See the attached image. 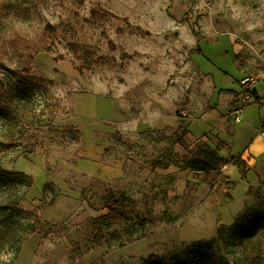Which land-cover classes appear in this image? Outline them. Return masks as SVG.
<instances>
[{
    "label": "rangeland",
    "instance_id": "obj_1",
    "mask_svg": "<svg viewBox=\"0 0 264 264\" xmlns=\"http://www.w3.org/2000/svg\"><path fill=\"white\" fill-rule=\"evenodd\" d=\"M94 7L111 18L94 23ZM71 43L109 61L87 68ZM246 78L264 94V0H0V90L38 112L12 137L0 111V162L33 178L20 220L39 230L0 264H170L209 240L231 264L264 256V229L243 231L264 217V149L245 176L187 165L260 133L223 107ZM120 194L137 225L97 244L92 219Z\"/></svg>",
    "mask_w": 264,
    "mask_h": 264
},
{
    "label": "trees",
    "instance_id": "obj_2",
    "mask_svg": "<svg viewBox=\"0 0 264 264\" xmlns=\"http://www.w3.org/2000/svg\"><path fill=\"white\" fill-rule=\"evenodd\" d=\"M82 2V0H81ZM112 13L101 7H94L91 10V20L100 24L111 18ZM120 33H124L125 29L120 28ZM111 49L116 50L112 42ZM70 49L77 54L83 61L85 67L92 65H104L109 59L99 57L95 59L87 49L81 51L82 45L71 43ZM128 57H130L128 55ZM112 60V59H111ZM90 64V65H89ZM84 65V64H83ZM88 65V66H87ZM2 87L4 84L2 83ZM253 82L247 84L246 92L251 93ZM5 88V87H4ZM254 97L256 94H252ZM22 92L13 93L11 90H0V111L8 119L13 127L12 137L16 136V130L22 132V122L31 114L37 115V109L34 107L35 102L26 99ZM259 100V98H258ZM233 163L240 166L243 176L246 175L248 167L247 162L242 156L236 155L230 158L222 157L217 150L204 148L196 156L188 159L187 165L201 172H211L220 165V163ZM33 186V178L22 171H12L4 169L0 162V261L2 254L12 249L14 255H17L21 248L22 241L29 235L38 232L36 224H23L20 220L21 214L24 212L21 203L25 200L30 189ZM129 207H135V200L126 194L111 196L106 202V213L100 217L93 218L91 225L94 230V239L97 244L102 243L106 239V231L111 229L117 223H124L127 227L136 226V219L128 211ZM235 228L236 225L234 224ZM226 225L219 226L216 238L222 240L225 236L224 230ZM251 228L253 235L264 229V217L259 220H253V224H244L243 231ZM130 232L133 230H129ZM240 231V230H239ZM170 264H231L221 251H216L214 241L209 240L193 244L188 248L184 257ZM251 264H264V256L258 253L252 258Z\"/></svg>",
    "mask_w": 264,
    "mask_h": 264
},
{
    "label": "crops",
    "instance_id": "obj_3",
    "mask_svg": "<svg viewBox=\"0 0 264 264\" xmlns=\"http://www.w3.org/2000/svg\"><path fill=\"white\" fill-rule=\"evenodd\" d=\"M259 82H261V81H259ZM257 84H258V82H254L253 86L251 88V94H256V96L253 97V99L251 100V102L254 101V104L253 103H248L247 107L245 108L243 117H242L240 122L246 123V124L249 123V125L256 126L257 130H260V128H261V126H262V124L264 122V94H260L256 90V85ZM241 89L242 88L240 86L238 87V89L234 88L233 91H235V93H232L230 98L226 97L225 103L223 105V107L226 110H227V108H229L231 110L235 109L236 107H238L242 103L243 92H242ZM258 98H259V100H258ZM227 99H230V100H228V102L226 103ZM252 104H253V106H252ZM224 123H227V126L230 127V124L228 122H224ZM227 131H230L232 134H234L235 133L234 132L235 128L232 127V129H229ZM259 134H257V137L255 136V138H253L251 140V142L246 147V149L240 153V155L247 162V164L248 163L252 164V162L254 160L256 161V155L255 154L258 153L257 150L259 148H262L261 151H263V149H264V145H263V147H261V142H260L261 139L264 137V134H262L261 132ZM223 140L226 141V139H223ZM258 155H260V154H258Z\"/></svg>",
    "mask_w": 264,
    "mask_h": 264
},
{
    "label": "built area",
    "instance_id": "obj_4",
    "mask_svg": "<svg viewBox=\"0 0 264 264\" xmlns=\"http://www.w3.org/2000/svg\"><path fill=\"white\" fill-rule=\"evenodd\" d=\"M249 82H250L249 78L242 80V85L244 87V89H243V100H242V103L233 110V117H234V120L236 122L241 121L243 114H244V111H245V108L247 107L248 103H250L254 97L250 92H246L247 84ZM260 132L262 134H264V122L260 128Z\"/></svg>",
    "mask_w": 264,
    "mask_h": 264
}]
</instances>
